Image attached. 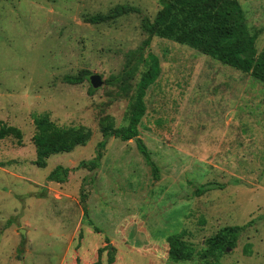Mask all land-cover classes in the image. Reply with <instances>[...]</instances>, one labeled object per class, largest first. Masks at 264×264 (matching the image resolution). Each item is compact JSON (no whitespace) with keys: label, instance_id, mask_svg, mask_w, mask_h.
Here are the masks:
<instances>
[{"label":"rangeland","instance_id":"obj_1","mask_svg":"<svg viewBox=\"0 0 264 264\" xmlns=\"http://www.w3.org/2000/svg\"><path fill=\"white\" fill-rule=\"evenodd\" d=\"M239 2L251 32H260L261 52L264 0ZM121 4L137 11L86 20ZM161 7V0H0V124L23 132L22 144L0 138V264H264V82L168 38L154 35L145 45L143 19L153 21ZM140 48L162 68L139 125L158 177L136 138L111 137L98 168L48 180L57 165L95 157L107 116L128 124L145 65L133 61L139 67L127 84L123 71ZM92 74L104 83L93 87ZM66 75L83 81L68 83ZM45 112L92 136L42 168L34 115ZM208 182L222 186L197 195ZM247 223L219 259L169 257L172 234L186 231L198 253L220 228Z\"/></svg>","mask_w":264,"mask_h":264},{"label":"trees","instance_id":"obj_2","mask_svg":"<svg viewBox=\"0 0 264 264\" xmlns=\"http://www.w3.org/2000/svg\"><path fill=\"white\" fill-rule=\"evenodd\" d=\"M161 9L155 19L151 21L144 18L142 26L149 34L144 41L149 45L152 36L157 35L183 44H187L200 52L213 57L233 68L251 74L256 80L264 82V49L259 52L256 40L259 31L251 32L247 23L245 11L239 0H161ZM137 11L129 4L114 7L108 14H97L86 18L93 23L107 22L124 14ZM143 48L132 52V60L128 61L123 77L126 84L135 77L138 70L137 63L145 65L140 79L135 84V94L131 96L129 122L127 125L116 126L114 119L107 116L102 121L101 131L103 140L98 144L95 157L82 160L77 167L70 168L57 165L48 175V180L65 182L70 172L78 167L89 170L98 168L103 157V149L111 137L122 141L136 138L139 151L144 156L146 163L152 168L155 177H158V166L151 156V152L139 136V125L146 113L145 96L147 90L153 85L161 74L160 59L156 54L149 53L146 58L142 55ZM140 54V55H139ZM87 74L90 72L86 71ZM68 83L76 84L83 81L82 76L66 75ZM129 86L124 84V91ZM95 89L91 87V91ZM34 123L36 131L33 141L36 146L35 164L46 167L48 158L54 154L71 152L79 145H85L92 136V130L87 126H62L51 119L48 112L35 114ZM12 136L22 144L23 132L16 126L0 124V138ZM221 187L215 182H208L196 189L200 195L211 189ZM84 195V194H83ZM84 197V196H83ZM85 211H87L85 207ZM250 224V222H248ZM244 225H230L220 228L214 235L205 240V247L197 253L196 248L184 236L186 231H181L167 237L169 244V257L177 262L192 260L196 254L202 258L216 257L219 259L227 247H234L243 230ZM96 231H101L95 228ZM108 240V237L106 238ZM111 255L109 262L113 263Z\"/></svg>","mask_w":264,"mask_h":264},{"label":"water","instance_id":"obj_3","mask_svg":"<svg viewBox=\"0 0 264 264\" xmlns=\"http://www.w3.org/2000/svg\"><path fill=\"white\" fill-rule=\"evenodd\" d=\"M90 80H91L92 86L95 88L101 86L104 83V80L102 79V76L100 74H92L90 77Z\"/></svg>","mask_w":264,"mask_h":264}]
</instances>
